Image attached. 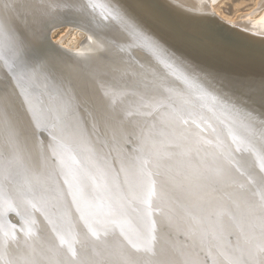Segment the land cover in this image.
I'll list each match as a JSON object with an SVG mask.
<instances>
[{
    "label": "water",
    "instance_id": "95a60500",
    "mask_svg": "<svg viewBox=\"0 0 264 264\" xmlns=\"http://www.w3.org/2000/svg\"><path fill=\"white\" fill-rule=\"evenodd\" d=\"M79 2L0 0V264H264V83L182 47L156 78L110 9ZM69 25L105 41L94 64L50 41Z\"/></svg>",
    "mask_w": 264,
    "mask_h": 264
},
{
    "label": "bare ground",
    "instance_id": "6f19581e",
    "mask_svg": "<svg viewBox=\"0 0 264 264\" xmlns=\"http://www.w3.org/2000/svg\"><path fill=\"white\" fill-rule=\"evenodd\" d=\"M73 1L74 4L77 3L79 6H81L79 1H82L90 8H100L102 12H106L110 9L108 13H114L112 17L116 16V21L120 24L119 26L124 29L126 35L130 36V43L133 42L132 46L134 50L129 44L125 46L137 59L146 61L147 65H149L148 69L149 67H153V74H155L156 78L163 79L166 75H169L168 73L170 72V68L164 64V58L160 57V55L163 54L164 56V53L171 55L172 53L176 54L177 50L182 47V49H185L183 51L187 52L185 54L186 59L191 57L197 60L201 57L202 60L211 61L215 65L216 72H218L220 77L229 73L238 72V76L241 75L242 77L252 78V81H254L252 84L253 87H249V89L255 91H258V84L264 83V18L260 21L253 20L251 16L239 22L224 20L227 27L229 26V28H233L236 32H240L244 36H249L251 38L248 44L252 47L241 49L235 47L233 42L227 41V34H225V30L227 29H225L224 32L209 24V19H212L213 22L217 21L216 17H213L214 14H216L213 5L217 0H158L164 5L172 3V6L177 8L176 10L179 15L182 14L185 18L192 17L199 19V23L197 22L194 26L191 24V21L187 22V20L184 21L182 18L173 17L168 10H160L151 0ZM85 4L84 6L88 8ZM194 10L196 11L194 12ZM65 28L77 30L87 36L84 45L88 47L85 50L83 49L81 53L68 51L69 53L82 57L85 60L89 59L94 64L99 54L103 53L104 49L107 50L106 43L102 38L93 37L88 31H85L82 26L75 27L69 25ZM207 28H209V30ZM58 29H52L50 31V36L52 37L53 31ZM207 32L212 34L214 40L207 38ZM52 40L51 38L50 41L53 44L62 47L59 42L54 43ZM142 41L145 47H149L148 50L142 48ZM124 43H128V40H125ZM255 46L260 48H254ZM31 48L34 47L32 46ZM42 48L44 49V47ZM42 48L41 50L45 51V49L43 50ZM153 48L156 50H152ZM82 65L76 71L87 77L85 80L86 83L92 81L96 82V80L102 77V74L99 75V73L95 72L92 65ZM89 66H92V68H89ZM60 69L65 71L66 67L63 65ZM67 71L69 72V70ZM211 76L207 77L209 78L207 79V86H211L214 89L219 87L222 88L219 83L224 81L222 79L219 81V78L216 77L215 79ZM262 100L260 105L263 106V108H259L262 110H257L255 113H261L262 118H264V94ZM194 107L197 109L196 105H194ZM252 128L254 130L264 131V124L262 121L256 120ZM123 254L125 256L130 254L132 255L130 259L139 260L132 251L126 248H119L113 253V255L120 256ZM126 260H128V258H126ZM126 260L119 261L118 264H133L127 263ZM46 264L53 263L49 262Z\"/></svg>",
    "mask_w": 264,
    "mask_h": 264
},
{
    "label": "rangeland",
    "instance_id": "374dc122",
    "mask_svg": "<svg viewBox=\"0 0 264 264\" xmlns=\"http://www.w3.org/2000/svg\"><path fill=\"white\" fill-rule=\"evenodd\" d=\"M213 8L218 17L225 21L239 22L249 16L256 21L264 18V0H217ZM51 38L70 52L81 53L88 47L84 45L87 36L74 29L55 30Z\"/></svg>",
    "mask_w": 264,
    "mask_h": 264
}]
</instances>
